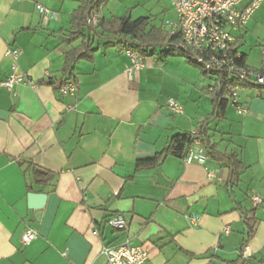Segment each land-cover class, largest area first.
Wrapping results in <instances>:
<instances>
[{"label":"crops","instance_id":"obj_1","mask_svg":"<svg viewBox=\"0 0 264 264\" xmlns=\"http://www.w3.org/2000/svg\"><path fill=\"white\" fill-rule=\"evenodd\" d=\"M79 1L40 0L53 12L45 16L34 0H0V81L16 62L36 83L0 86V264H104L102 245L125 242L146 245L151 264H264V201L254 206L250 199H264V85L242 86L237 101L245 112L230 103L208 125L216 149L245 165L235 184L226 183V164L208 156L202 164L168 156L129 179L137 157L160 151L176 132L197 130L211 112V80L178 55L141 58L129 77L125 49L95 39L92 60L74 65L75 96L63 99L49 81L78 44L66 38ZM116 8L108 0L99 14L117 16ZM263 24L264 2L233 32L250 68L264 58ZM249 31L261 41L256 66L243 50ZM11 48L20 51L15 61ZM169 97L181 113L167 109ZM70 101L74 108L66 110ZM31 191L46 195L41 207L28 206ZM114 213L126 229L107 225ZM242 213L250 218L249 238ZM27 229L37 237L24 245Z\"/></svg>","mask_w":264,"mask_h":264},{"label":"built area","instance_id":"obj_2","mask_svg":"<svg viewBox=\"0 0 264 264\" xmlns=\"http://www.w3.org/2000/svg\"><path fill=\"white\" fill-rule=\"evenodd\" d=\"M38 12L45 16H52L53 12L45 8L40 0H34ZM264 0H171L173 16L165 19L162 27L170 35H178L177 45L190 53L191 61L203 65L205 69L224 70L242 79L252 80L264 84V58L259 69L248 68L236 63L235 59L240 56L236 49L234 31L242 29L250 19L253 12ZM99 14H93L89 18L92 25L95 24ZM15 61L20 54L19 49L11 48L7 51ZM129 57L130 65L127 69L129 77L133 69L142 67L141 57L134 51L125 49ZM264 57V45L261 47ZM16 84H26L35 88L36 83L18 72L16 62L12 63L8 76L0 81V86L13 89ZM232 92V100L236 111L240 114L245 109L237 101L239 85L228 86ZM77 91L76 82L67 79L58 88L57 92L63 99H70ZM166 107L171 113H181L182 105L174 98L166 99ZM66 110L74 108L73 103H65ZM183 161L186 163L196 162L202 164L205 161L204 149L198 141L187 149ZM212 173L209 171V175ZM252 205H262L263 197L253 194L250 196ZM193 222L195 217H190ZM108 226L116 230H124L127 223L120 213H114L106 220ZM228 229L225 228L224 232ZM97 231L94 230L93 234ZM37 237L36 231L25 230L20 237L22 244H29ZM245 248L243 252H245ZM100 253L104 256V264H151L149 248L146 245L125 242L112 246L103 244ZM166 264V263H164Z\"/></svg>","mask_w":264,"mask_h":264},{"label":"trees","instance_id":"obj_3","mask_svg":"<svg viewBox=\"0 0 264 264\" xmlns=\"http://www.w3.org/2000/svg\"><path fill=\"white\" fill-rule=\"evenodd\" d=\"M95 0H80L78 6L72 11L70 18V26L67 30L66 41L69 44L78 43L64 54V67L62 73L58 77H52L50 83L58 88L67 79L75 80L74 65L79 60L91 61L94 51L99 45H94L95 39L103 40V47L115 45L123 49L136 52L141 58L158 57L166 58L171 55L184 56L191 61L189 52H183L177 45L178 35H170L164 28L149 25L148 17L140 16L132 19L129 12L122 16H109L103 18L99 13L106 5L108 0H96L93 8L89 12V18L93 14H99V17L93 28L88 24L84 13ZM86 30V33H85ZM115 37L116 39H110ZM127 39V40H122ZM164 44V45H157ZM178 46V47H177ZM181 48V47H180ZM236 63L248 67L245 64V55L235 59ZM193 62V61H192ZM195 63V62H193ZM197 64V63H195ZM201 69V73L205 78L211 80L208 85V95L211 98V112L207 114L199 123L195 131H182L174 133L166 142L165 146L151 156L137 157L135 159L134 173L127 178H133L134 174L140 170L156 168L163 163L168 156L183 159L187 149L198 141L204 149L205 157L225 163L228 169L226 183L228 186L235 184L239 180L240 173L245 169L244 163L233 152H220L216 149L214 143L210 142L208 136V125L211 120H216L224 116V112L229 103L235 105L232 100V92L230 85L242 86H261L264 84L256 83L252 80L242 79L236 75L229 74L224 70L220 72H212L205 69L203 65L197 64ZM250 68V67H248ZM259 69V68H257ZM40 179L47 175L35 172ZM111 216V215H110ZM246 234L249 238L252 226L249 224V217L242 213ZM246 244L240 247V256L242 257L243 249ZM260 261H264L261 259Z\"/></svg>","mask_w":264,"mask_h":264},{"label":"rangeland","instance_id":"obj_4","mask_svg":"<svg viewBox=\"0 0 264 264\" xmlns=\"http://www.w3.org/2000/svg\"><path fill=\"white\" fill-rule=\"evenodd\" d=\"M111 3L117 6L116 11H114L116 12L115 15L120 16L125 11H129L132 19L140 16L148 17L150 20L149 25L156 27H160L165 19L173 16L171 0H111ZM249 32V35H244L246 43L243 45V50L248 53L249 62L256 66L259 64V58L261 57L259 48L261 41L253 36L251 31ZM192 67H194V64H192Z\"/></svg>","mask_w":264,"mask_h":264},{"label":"water","instance_id":"obj_5","mask_svg":"<svg viewBox=\"0 0 264 264\" xmlns=\"http://www.w3.org/2000/svg\"><path fill=\"white\" fill-rule=\"evenodd\" d=\"M96 0L93 1V3L88 7V9L85 11L84 15L85 17L87 18V22L88 24L93 28V25L92 23L90 22L89 20V12L91 11V9L93 8L94 4H95ZM94 29V28H93ZM110 39H116L115 37H110ZM122 40H127V39H122ZM159 46L161 45H164V44H157ZM178 47V46H177ZM180 50H182L183 52H187V50L183 49V48H180L178 47ZM209 71H212V72H220V70L218 69H208ZM27 198H28V206L30 208H38V207H41L45 201V198H46V195L44 193H41V192H34V191H31L27 194Z\"/></svg>","mask_w":264,"mask_h":264}]
</instances>
